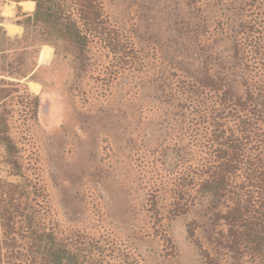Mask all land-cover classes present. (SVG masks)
<instances>
[{
    "label": "trees",
    "instance_id": "trees-1",
    "mask_svg": "<svg viewBox=\"0 0 264 264\" xmlns=\"http://www.w3.org/2000/svg\"><path fill=\"white\" fill-rule=\"evenodd\" d=\"M27 1L34 4L31 12L19 5ZM0 3L16 5L19 43L32 47L33 55L52 47L71 59L78 75L91 67L97 45L110 56L106 77L130 75L133 94L161 112L164 140L171 133L175 139L151 161L164 168L159 173L153 167L157 179L147 200L157 232L165 220L184 218L197 264H264V0L168 4L165 31L173 38L166 48L180 58L166 50L164 56L154 49L144 54L111 24L103 0ZM6 21L0 12L1 71L10 40ZM2 106L3 164L16 179H0V264H140L109 234L67 230L55 220L46 189L9 134ZM160 192L170 197L168 205L158 203ZM162 237L172 245L165 232Z\"/></svg>",
    "mask_w": 264,
    "mask_h": 264
},
{
    "label": "rangeland",
    "instance_id": "rangeland-1",
    "mask_svg": "<svg viewBox=\"0 0 264 264\" xmlns=\"http://www.w3.org/2000/svg\"><path fill=\"white\" fill-rule=\"evenodd\" d=\"M173 1L103 0V4L111 24L144 54L151 56L154 49L164 56L166 50L180 58L166 48L173 35L165 31L163 13ZM2 7L9 21L17 20L14 3H0V11ZM6 32L10 40L5 43L4 71L0 69L1 111L10 136L48 193L55 220L67 230L109 234L130 247L140 264H197L196 251L185 237L186 219L165 220L157 232L147 212L157 179L153 167L158 172L164 169L151 161L159 157L163 145L172 143L169 138L175 139L171 133L164 140L161 112L152 111L149 99L140 97L143 94H133L130 75L106 77L111 60L101 47H92L91 67L77 75L69 57L55 55L47 46L51 58L43 62L44 46L33 55L32 47L19 43L22 29ZM159 66L156 63L155 68ZM23 72L26 77L18 75ZM3 155L0 146V179L14 181ZM156 196L160 205H168L167 194ZM163 232L172 245L164 241Z\"/></svg>",
    "mask_w": 264,
    "mask_h": 264
},
{
    "label": "crops",
    "instance_id": "crops-1",
    "mask_svg": "<svg viewBox=\"0 0 264 264\" xmlns=\"http://www.w3.org/2000/svg\"><path fill=\"white\" fill-rule=\"evenodd\" d=\"M29 3H33V2H22V3H20L19 5L20 6H22V5H28ZM22 8V7H21ZM30 10H33V8L31 9L30 8ZM23 11V10H22ZM1 15L3 16V17H5V18H9V16H7V14H5V11L3 10V7H2V9H1ZM24 12V11H23ZM9 22V23H8ZM3 26H4V28L6 29V31L9 29V28H17V29H22L21 27H19L18 25H16V24H13V22L12 21H9V19H8V21H6L4 24H3Z\"/></svg>",
    "mask_w": 264,
    "mask_h": 264
},
{
    "label": "bare ground",
    "instance_id": "bare-ground-1",
    "mask_svg": "<svg viewBox=\"0 0 264 264\" xmlns=\"http://www.w3.org/2000/svg\"><path fill=\"white\" fill-rule=\"evenodd\" d=\"M29 8H34V4L29 3L27 5ZM51 58V49L47 46H44L41 53H40V59L41 61H48ZM33 88L37 91V86H33Z\"/></svg>",
    "mask_w": 264,
    "mask_h": 264
}]
</instances>
